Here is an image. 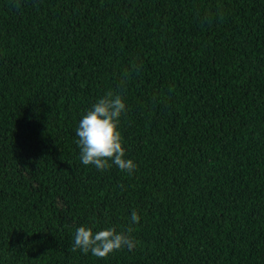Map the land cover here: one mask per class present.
<instances>
[{
  "label": "trees",
  "instance_id": "16d2710c",
  "mask_svg": "<svg viewBox=\"0 0 264 264\" xmlns=\"http://www.w3.org/2000/svg\"><path fill=\"white\" fill-rule=\"evenodd\" d=\"M108 91L132 175L80 160ZM0 264H264V0H0Z\"/></svg>",
  "mask_w": 264,
  "mask_h": 264
},
{
  "label": "clouds",
  "instance_id": "9594fccd",
  "mask_svg": "<svg viewBox=\"0 0 264 264\" xmlns=\"http://www.w3.org/2000/svg\"><path fill=\"white\" fill-rule=\"evenodd\" d=\"M141 64L134 60L131 71H140ZM128 78V70L121 78L123 87ZM123 96L114 91H108L86 111L76 129V144L80 149V160L85 166L92 165L97 170L105 171L114 164L121 171L132 175L137 170V164L131 159H125V149L119 123L126 112ZM111 161V163H109ZM140 217L136 211L131 213V222L139 223ZM129 226L126 231H117L114 227L93 232L92 227L80 226L76 229L72 250L83 254L91 253L97 258L106 259L111 253L122 249L132 251L136 241Z\"/></svg>",
  "mask_w": 264,
  "mask_h": 264
}]
</instances>
